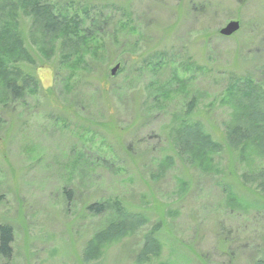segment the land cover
Masks as SVG:
<instances>
[{
	"label": "rangeland",
	"instance_id": "1",
	"mask_svg": "<svg viewBox=\"0 0 264 264\" xmlns=\"http://www.w3.org/2000/svg\"><path fill=\"white\" fill-rule=\"evenodd\" d=\"M44 2L90 42L86 65L61 64V36L18 12L34 81L20 98L0 83V264H264V158L226 135L246 104L230 86L264 94V0ZM191 123L214 146L202 167Z\"/></svg>",
	"mask_w": 264,
	"mask_h": 264
},
{
	"label": "trees",
	"instance_id": "2",
	"mask_svg": "<svg viewBox=\"0 0 264 264\" xmlns=\"http://www.w3.org/2000/svg\"><path fill=\"white\" fill-rule=\"evenodd\" d=\"M0 3L5 5L0 14V83L7 89L6 92H8L9 97L20 98L22 90L29 88L30 82L33 83L34 81L28 76L23 78L17 66L21 60H29V54L17 30L16 19L20 11L31 17L33 24L40 29L41 38L44 39V42L53 44L54 38L61 36L62 47L69 48L68 52L64 51L61 64L64 63L71 68L86 65L82 57L85 52L84 47L88 48L90 37L81 32L80 24L76 18L55 12L54 6L47 4L44 0H3ZM97 50L98 47L91 49L93 55H97ZM20 78H23L22 87L17 83ZM230 90L232 97H234V93L240 94L241 92L243 94L241 97L246 104H241L242 101L231 102L233 105L236 104L240 111L238 110V113L235 114L232 127L226 128L228 141L235 148L240 145L242 153L249 150L257 157L264 158V94L258 85H254L251 81L243 82L240 89L237 88V84H232ZM232 90L236 92H232ZM237 116L238 118H236ZM183 132L186 138L183 141L184 145L180 141L183 146L186 147L188 142H190L191 147L192 145H201L196 159L193 157L195 152H192L191 149L187 148L185 151L190 153L192 160L198 162L199 166H204L208 158V148L214 147L210 138L192 123L186 125ZM255 175L259 181L257 186L264 193V168L258 170ZM106 206L99 203L89 207V210L95 214H100ZM129 218L132 217L128 216ZM117 233L121 234L122 231L117 230ZM12 239L11 227L0 225V256L7 259L10 257Z\"/></svg>",
	"mask_w": 264,
	"mask_h": 264
},
{
	"label": "water",
	"instance_id": "3",
	"mask_svg": "<svg viewBox=\"0 0 264 264\" xmlns=\"http://www.w3.org/2000/svg\"><path fill=\"white\" fill-rule=\"evenodd\" d=\"M239 28V23L238 22H230L227 27H225L224 29H222L220 32L222 35L224 36H231L232 34H234L236 31H238L237 29ZM119 65L114 66L111 69V76H115L117 71L119 70Z\"/></svg>",
	"mask_w": 264,
	"mask_h": 264
}]
</instances>
